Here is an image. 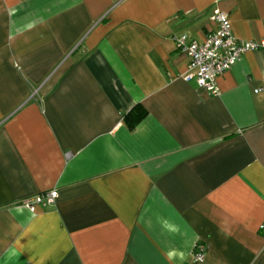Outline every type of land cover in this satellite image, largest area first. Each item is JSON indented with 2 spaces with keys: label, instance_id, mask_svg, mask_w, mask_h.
<instances>
[{
  "label": "crops",
  "instance_id": "obj_1",
  "mask_svg": "<svg viewBox=\"0 0 264 264\" xmlns=\"http://www.w3.org/2000/svg\"><path fill=\"white\" fill-rule=\"evenodd\" d=\"M216 9L264 40V0H0V264H264V51L212 94L175 46Z\"/></svg>",
  "mask_w": 264,
  "mask_h": 264
},
{
  "label": "built area",
  "instance_id": "obj_2",
  "mask_svg": "<svg viewBox=\"0 0 264 264\" xmlns=\"http://www.w3.org/2000/svg\"><path fill=\"white\" fill-rule=\"evenodd\" d=\"M212 20L213 31L202 42L188 39L185 35L175 39L176 50L188 58V67L184 78H193L197 86L212 94L217 93L215 78L229 69L242 54L260 49L264 51V40H237L232 32L228 15L221 10H214ZM56 190H49L26 200L28 208L54 204ZM264 229V224L260 226ZM204 250L196 245L193 258L201 261Z\"/></svg>",
  "mask_w": 264,
  "mask_h": 264
},
{
  "label": "trees",
  "instance_id": "obj_3",
  "mask_svg": "<svg viewBox=\"0 0 264 264\" xmlns=\"http://www.w3.org/2000/svg\"><path fill=\"white\" fill-rule=\"evenodd\" d=\"M145 115L144 108L141 105H135L123 115V121L128 129H132Z\"/></svg>",
  "mask_w": 264,
  "mask_h": 264
}]
</instances>
